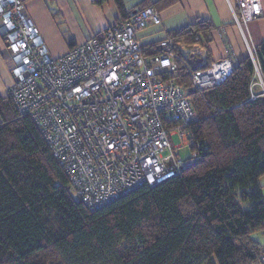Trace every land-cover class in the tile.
<instances>
[{"label":"trees","instance_id":"obj_1","mask_svg":"<svg viewBox=\"0 0 264 264\" xmlns=\"http://www.w3.org/2000/svg\"><path fill=\"white\" fill-rule=\"evenodd\" d=\"M114 1L121 10V0ZM213 28L196 19L168 32L173 77L197 118L187 130L198 158L161 184H144L95 209L74 196L30 116L0 96V264L257 262L264 252L252 238L264 230L258 181L264 175V93L253 89L250 56L222 83L192 88L191 71L212 63ZM181 45L202 46L205 59ZM254 57L264 79V45Z\"/></svg>","mask_w":264,"mask_h":264},{"label":"built area","instance_id":"obj_2","mask_svg":"<svg viewBox=\"0 0 264 264\" xmlns=\"http://www.w3.org/2000/svg\"><path fill=\"white\" fill-rule=\"evenodd\" d=\"M232 11L243 24L264 15L261 0H235ZM160 24L155 8L145 7L53 58L24 2L0 0L2 55L12 77L8 96L40 129L74 196L90 209L144 184H161L199 156L190 149L191 157L182 161L180 146L172 143L178 135L190 148L187 128L197 120L173 77L172 39L144 46L137 37ZM181 50L205 52L200 45ZM250 58L262 81L254 53ZM233 67L225 58L191 71L192 88L222 83ZM255 264H264V252Z\"/></svg>","mask_w":264,"mask_h":264},{"label":"crops","instance_id":"obj_3","mask_svg":"<svg viewBox=\"0 0 264 264\" xmlns=\"http://www.w3.org/2000/svg\"><path fill=\"white\" fill-rule=\"evenodd\" d=\"M22 1L53 58L64 56L72 47L116 25L144 3L154 4L161 19L159 26L150 25L137 34L144 46L158 43L168 36V32L185 27L196 19L208 20L214 26L211 41L207 44L208 59L212 63L229 58L235 65L264 45V15L246 24L236 22L232 11L235 0H121L122 11L114 0ZM261 3L264 13V0ZM2 47L0 38V96L5 98L12 77ZM253 89L264 93L263 77ZM258 242L264 250V245Z\"/></svg>","mask_w":264,"mask_h":264},{"label":"rangeland","instance_id":"obj_4","mask_svg":"<svg viewBox=\"0 0 264 264\" xmlns=\"http://www.w3.org/2000/svg\"><path fill=\"white\" fill-rule=\"evenodd\" d=\"M204 51H205V49H204ZM205 54H206V51L201 56L202 59H205ZM202 59H200V60H202ZM257 83H260L258 78H257ZM263 83H264V79H263ZM172 143L174 146H177V147L180 146V148H178L177 151H178V156L182 161H186L191 157L192 153L190 151L189 146L182 145L181 139L179 138L178 135L172 137ZM258 181H259L261 191L263 194V198H264V175H262ZM252 238H254L257 241L259 240L261 242V244L264 245V230L261 232L253 234Z\"/></svg>","mask_w":264,"mask_h":264}]
</instances>
